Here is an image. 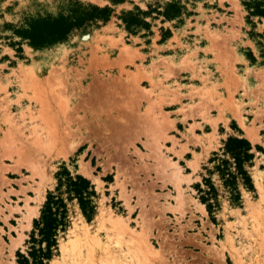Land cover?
Wrapping results in <instances>:
<instances>
[{"label":"rangeland","instance_id":"374dc122","mask_svg":"<svg viewBox=\"0 0 264 264\" xmlns=\"http://www.w3.org/2000/svg\"><path fill=\"white\" fill-rule=\"evenodd\" d=\"M75 1L113 16L44 49L15 34ZM171 1L0 0V264L26 253L63 167L95 185L97 215L74 204L49 264H264V18L242 0H176L182 16L154 13L151 32L119 19ZM239 131L263 149L256 191L213 221L195 186Z\"/></svg>","mask_w":264,"mask_h":264},{"label":"trees","instance_id":"16d2710c","mask_svg":"<svg viewBox=\"0 0 264 264\" xmlns=\"http://www.w3.org/2000/svg\"><path fill=\"white\" fill-rule=\"evenodd\" d=\"M111 1L114 4L124 2ZM242 2L249 17L264 18V0ZM183 11L181 2L172 0L161 10L160 7H150L149 11L136 8L135 11L123 12L119 19L129 33L136 35L142 30L151 32V23L147 18L152 17L154 13L156 17L153 19L163 17L172 21L180 18ZM113 13L110 7L75 1L68 13L31 19L25 27L16 30L15 34L30 47L44 49L64 43L76 33L106 25ZM170 34V30H166L163 40ZM21 44L14 43L19 46V53L22 52ZM257 152H263L262 147L253 145L240 132L239 135L228 136L223 146L219 151L213 152L204 166L206 173L202 176V182L195 188L199 201L205 205L213 221L222 209L224 201H228L232 207H238L243 203V191L255 193L252 169ZM56 180L54 189L47 192L39 217L33 220V228L25 243L26 253L20 250L17 252V264H49L58 255L60 240L72 225L74 204L78 205L88 221H92L97 215L99 195L91 180L82 174L71 173L66 167L56 174Z\"/></svg>","mask_w":264,"mask_h":264},{"label":"bare ground","instance_id":"6f19581e","mask_svg":"<svg viewBox=\"0 0 264 264\" xmlns=\"http://www.w3.org/2000/svg\"><path fill=\"white\" fill-rule=\"evenodd\" d=\"M67 250H68V249H67ZM113 254H114V253H113ZM115 254H116V253H115ZM106 258H107V257H106ZM118 258H119V260L121 259V263H120V264H122V263L125 262V260H126V259H125V258H126L125 255H119ZM101 259H102V258H101ZM123 259H124V261H123ZM113 260H114V259H113ZM112 262H113V261H112ZM123 264H124V263H123Z\"/></svg>","mask_w":264,"mask_h":264}]
</instances>
